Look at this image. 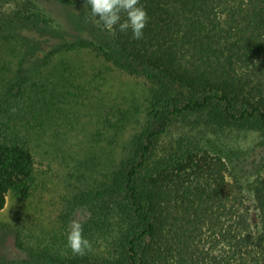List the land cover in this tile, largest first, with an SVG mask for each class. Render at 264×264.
I'll use <instances>...</instances> for the list:
<instances>
[{"label":"trees","instance_id":"obj_1","mask_svg":"<svg viewBox=\"0 0 264 264\" xmlns=\"http://www.w3.org/2000/svg\"><path fill=\"white\" fill-rule=\"evenodd\" d=\"M21 2L0 0V30L33 24L28 22L32 6ZM10 3L16 9L7 12ZM139 3L149 17L142 39H133L130 30L121 33L117 27L112 33L99 24L100 31L88 22V38L65 42L70 50L73 45L95 47L107 71L113 66L143 73L150 90L146 125L132 138L129 157L112 169L96 195L84 196V202L96 201L104 217L116 207L128 209L129 230L107 254H85L70 264H264V174L252 186L251 201L228 178L219 154L185 137L151 158L158 138L176 117L188 113L207 110L264 128V0ZM96 107L84 115V127H91ZM124 116L120 109V125ZM29 132L0 114V210L8 194L27 198L35 184Z\"/></svg>","mask_w":264,"mask_h":264},{"label":"rangeland","instance_id":"obj_2","mask_svg":"<svg viewBox=\"0 0 264 264\" xmlns=\"http://www.w3.org/2000/svg\"><path fill=\"white\" fill-rule=\"evenodd\" d=\"M21 1L32 6L28 22L33 24L0 30V114L23 133L30 130L26 137L36 156V180L27 198L10 193L0 210V264H70L84 257L66 247L72 221L82 224L92 243L86 254H107L129 230L128 209L116 207L104 217L96 201L84 202V196L96 195L112 169L129 157L132 138L146 125L150 90L141 72L113 66L107 71L95 47L68 48L65 42L88 38V22L99 27L85 0ZM6 9L15 10V4ZM58 45L60 51L54 50ZM69 81L75 86L69 87ZM96 104L94 122L84 127V115ZM120 109L126 115L122 125ZM181 137L219 154L228 178L252 201V186L264 174V128L207 110L188 113L176 117L158 138L151 158L166 154Z\"/></svg>","mask_w":264,"mask_h":264},{"label":"clouds","instance_id":"obj_3","mask_svg":"<svg viewBox=\"0 0 264 264\" xmlns=\"http://www.w3.org/2000/svg\"><path fill=\"white\" fill-rule=\"evenodd\" d=\"M90 6L91 15L97 24L115 33L117 27L121 33L131 31L132 38H143V30L149 19L139 0H85ZM14 111V109H13ZM66 247L73 255L83 256L92 250V243L83 235V226L79 221H72L66 234Z\"/></svg>","mask_w":264,"mask_h":264}]
</instances>
